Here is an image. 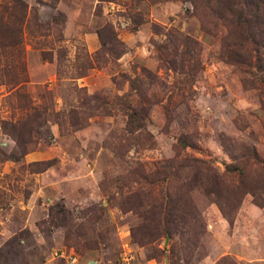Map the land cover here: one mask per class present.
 Listing matches in <instances>:
<instances>
[{
    "label": "rangeland",
    "instance_id": "obj_1",
    "mask_svg": "<svg viewBox=\"0 0 264 264\" xmlns=\"http://www.w3.org/2000/svg\"><path fill=\"white\" fill-rule=\"evenodd\" d=\"M218 7L0 0V264H264V38Z\"/></svg>",
    "mask_w": 264,
    "mask_h": 264
},
{
    "label": "trees",
    "instance_id": "obj_2",
    "mask_svg": "<svg viewBox=\"0 0 264 264\" xmlns=\"http://www.w3.org/2000/svg\"><path fill=\"white\" fill-rule=\"evenodd\" d=\"M216 1L219 4L217 9L219 18L232 24L231 28L225 25L228 33H233L239 39L246 38L247 36L264 38V0ZM21 10V15L16 18L17 24L24 22L26 18V6L22 3ZM19 43V29L17 28L13 39L1 45H17Z\"/></svg>",
    "mask_w": 264,
    "mask_h": 264
},
{
    "label": "built area",
    "instance_id": "obj_3",
    "mask_svg": "<svg viewBox=\"0 0 264 264\" xmlns=\"http://www.w3.org/2000/svg\"><path fill=\"white\" fill-rule=\"evenodd\" d=\"M54 254H57V253L54 252ZM58 256L67 259V261L69 263H73L75 261V257L74 256H72V255H65L62 251H59Z\"/></svg>",
    "mask_w": 264,
    "mask_h": 264
}]
</instances>
